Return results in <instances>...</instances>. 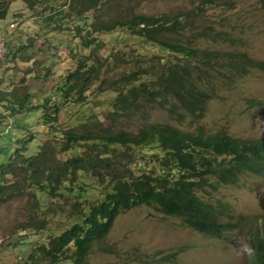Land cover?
Segmentation results:
<instances>
[{
    "label": "trees",
    "instance_id": "16d2710c",
    "mask_svg": "<svg viewBox=\"0 0 264 264\" xmlns=\"http://www.w3.org/2000/svg\"><path fill=\"white\" fill-rule=\"evenodd\" d=\"M15 1L0 0V22ZM21 1L34 17L20 36L27 46L10 42L0 61L35 62L39 38L56 48L62 40L67 72L57 81L29 66L23 92L0 81V127L24 116L0 163V210L29 200L27 221L0 240V253L16 251L15 264H88L121 213L152 203L198 232L231 230L230 208L203 202L196 190L234 182L245 169L264 176V141L211 132L202 121L239 74L264 62L234 53L228 33L200 24L213 0L170 12L164 5L174 0ZM110 33L122 47H107L101 36ZM29 80L39 83L34 91ZM155 109L192 126L148 123Z\"/></svg>",
    "mask_w": 264,
    "mask_h": 264
},
{
    "label": "rangeland",
    "instance_id": "374dc122",
    "mask_svg": "<svg viewBox=\"0 0 264 264\" xmlns=\"http://www.w3.org/2000/svg\"><path fill=\"white\" fill-rule=\"evenodd\" d=\"M200 2L201 0H174L172 6L164 5V8L193 9ZM10 8L8 18L0 24V48L5 52L11 50L10 42H16L19 46L23 44L20 43L22 30L31 29L34 25L33 13L23 1H15ZM203 9L205 16L202 22L208 20L206 25L210 27L232 29L234 27L228 22L232 18L234 25H239L238 28L244 30L243 34L246 32V47L242 45L243 49L250 57L264 61V0H213V4L204 6ZM46 37L44 34L43 39ZM101 37L109 49L123 46L121 36L117 39L115 34L110 33ZM47 42L43 43L42 38H39L37 47L30 53L36 63L28 66L43 74L50 69L54 76L62 78L67 72L64 58L68 49L62 44V40L58 41L57 48L49 44L48 40ZM139 49L141 53H145L140 47ZM25 58L28 57L19 59L23 61ZM20 61H17V70L20 71L15 77L17 81L28 68ZM41 61L48 63L41 64ZM67 67L72 66L68 63ZM30 83L39 84L35 81ZM20 92H23L22 87ZM248 99L260 101L261 105L252 106L248 104ZM23 117L19 116L15 120V126L22 122ZM167 120L163 112H153L151 122ZM26 122L29 123L28 120ZM204 123L208 129H227L241 139H264V73L252 72L243 80L235 95L215 102ZM13 125L14 122L11 125L8 122L0 127V163L8 160L17 145L16 140L21 137L20 130ZM39 131L42 136H46L44 128L39 127ZM36 145L34 143L32 148ZM216 198L229 203L236 215L264 216V181L257 176L246 175L237 186L220 188ZM28 202V199H16L1 208L0 240L13 236L27 221ZM241 243H248L242 234H229L223 240H216L185 228L177 219L162 217L154 209L140 208L126 212L117 219L107 238L94 247L90 261L92 264H168L161 259L163 256L188 246V250L181 253L171 264H250L252 257L242 253ZM15 260L16 251L0 253V264H15Z\"/></svg>",
    "mask_w": 264,
    "mask_h": 264
},
{
    "label": "clouds",
    "instance_id": "9594fccd",
    "mask_svg": "<svg viewBox=\"0 0 264 264\" xmlns=\"http://www.w3.org/2000/svg\"><path fill=\"white\" fill-rule=\"evenodd\" d=\"M16 1H21V0H16ZM14 3V2H13ZM12 3V4H13ZM11 4V5H12ZM10 5V7H11ZM11 11V8L9 9ZM9 11V13H10ZM9 13L7 15V18L9 16ZM6 18V19H7ZM6 19L4 21H6ZM4 21L0 22L1 23H4ZM229 22V25H232L234 28H226V29H217L216 27H212L214 29H216L217 31H225V33H228L229 36H230V44L228 45V47L230 48H233L234 50V53H241L243 55H245V57H248L249 59H251L252 61L254 62H264V61H258L252 57H250L248 55V53L243 49L242 45L246 47V41H245V33L243 34L244 30L242 28H238L239 25H234L235 24V21L231 18L228 20ZM200 24L203 26L204 23L202 22V19H200ZM241 33V35H239L238 32ZM27 44V43H26ZM26 44H21L20 46H23L25 45V47L27 46ZM201 45L203 46H206L207 43L205 42H201ZM19 46V47H20ZM18 48V47H17ZM9 52H5V56L8 54ZM0 54H2L1 52V48H0ZM28 57V56H26ZM66 57V56H65ZM21 59H17V61L19 62ZM26 60H29L28 58H25L23 61H20V62H23L25 63L24 65H26L27 67H29L28 65H31V63H35V62H27ZM17 61H11V58H8L6 57L5 60H1L0 61V76H2V78L0 79V81L6 85V87H10L11 88H18L19 86L22 87V89L24 88V86H26L24 84L23 86V83H20V81H22V78H20L19 81H17V79L15 77H17V73L20 72L17 70ZM34 61V60H33ZM64 63H65V58H64ZM65 65V64H64ZM34 68V67H33ZM28 70V69H27ZM27 70H25L24 72H26ZM255 71H258V72H263L264 73V70L260 69V68H254V69H248V73H241L239 74V77L235 79V83L233 85V87L229 90V91H226L220 95V96H217V99H215L210 105H209V109L207 110L206 112V116L204 118V120L202 121V124L205 125L204 121L206 120V118L208 117L209 113H210V110L213 106V104L217 101H219L220 99H223L224 100H227L230 98V96L232 95H235L237 90L240 88L243 80L249 76L252 72H255ZM66 74V72H65ZM64 74V75H65ZM13 77H12V76ZM63 75V76H64ZM63 76L62 78H57L55 76V78H57V81H60V79H63ZM22 84V85H21ZM28 84L30 85V90L34 91L36 88H32L31 86V83H30V80L28 81ZM10 85V86H8ZM253 101L257 102L256 104L253 103ZM248 104L252 105V106H258V105H261V102L260 101H257V100H253V99H248L247 100ZM158 109H155V110H152L151 113H150V117L148 119V123H158V121L156 122H151V118H152V115H153V112L154 111H157ZM160 112H163L162 110H158ZM166 117L168 118L167 121H164V122H159V123H172L174 125H177L179 127L182 128V126H186L188 128H190L191 125V122L190 124L188 125V121L186 123H184L183 125H181V123L179 122V120H176L174 119L173 117L171 118L167 113L163 112ZM190 119H193V118H190ZM135 120H137L136 124L138 126L142 125V119H139V118H136ZM173 122H178L177 124L173 123ZM132 128H134L133 125H131ZM205 127L207 128V126L205 125ZM207 130L211 131V132H218V131H223L227 134H230L232 136H234L235 138H237L238 140H251V141H264L263 138H258V139H241L239 137H236L235 135H233L229 130L227 129H219L217 131H213L212 129H208ZM233 166V164H232ZM232 169H235V168H232ZM246 175H254V176H257L259 178H261L263 181H264V176H261V175H258L254 172H251L250 170L248 169H245L243 170L242 172H240L239 174L237 173V177L235 179V181L233 182L232 181H228V182H224V181H220L218 183H216L215 185H213V187H208L206 186L205 189L202 187V188H198L196 190V195L203 201V202H207L209 204H212L215 208H219V205L220 204H223V205H226L230 208V214H231V219L229 218H226V219H229V220H233V227L231 230H227L225 232V234L222 236V237H216V236H213V235H210V234H204V233H201V232H198L190 227H188L185 222L183 221L182 218L178 217V216H171V215H167L165 214L164 212H162L160 210V208L158 207V205L156 203H152V204H147V205H142V206H139V207H136L132 210H136V209H140V208H149V209H154L159 215H161L162 217H165V218H174V219H177L179 220L183 226L185 228H188L190 230H193L199 234H202V235H205L207 237H210V238H214L216 240H223L227 235L229 234H236V235H239V234H242L246 237L248 243H241L240 245V249L242 251V253L246 254L249 258L252 257V261L250 264H264V216H245L244 214H240V215H236L235 212H234V209L232 208V206L227 203L226 201L222 200V199H218L216 198V196L218 195V192H219V189L220 188H223V187H232V186H237L241 180V178L243 176H246ZM132 210H128V211H125L123 213H121L114 221L113 223V226L115 224V222L117 221V219L124 213L126 212H129V211H132ZM112 226V228H113ZM111 228V230H112ZM111 230L109 231V233L111 232ZM109 233L107 234V236L109 235ZM107 236L105 238H103L102 240L98 241V242H95L91 248V251L88 255V258H87V263L88 264H92L91 261H90V257L93 253V249L96 245H98L99 243H101L103 240H105L107 238ZM185 250H188V246H184L183 248L181 249H177L175 250L174 252H171L169 254H167L166 256H163L161 259L166 261L168 264H171L172 262H175L178 257L181 255V253H183Z\"/></svg>",
    "mask_w": 264,
    "mask_h": 264
}]
</instances>
